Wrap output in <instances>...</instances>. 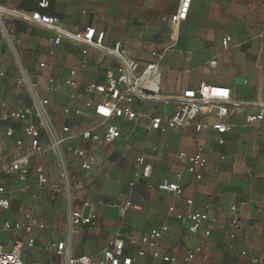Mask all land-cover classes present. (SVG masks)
<instances>
[{
  "label": "built area",
  "instance_id": "2783aa9c",
  "mask_svg": "<svg viewBox=\"0 0 264 264\" xmlns=\"http://www.w3.org/2000/svg\"><path fill=\"white\" fill-rule=\"evenodd\" d=\"M191 3L192 0H180L175 14L161 17V22L170 29L171 40L178 38L182 24L188 19ZM38 5L44 10L49 2L42 0ZM86 14L83 11L82 15ZM6 19L38 26L48 32L54 49L63 44L78 49L81 56L78 65L64 68L57 64L58 58L32 62L22 57L16 49L22 39L10 38ZM0 27L10 40L7 47L15 70L9 72L5 52L0 49V225L1 230L13 238L11 250L0 243V264H144L148 258L179 264L177 257L163 253V240L169 232L166 223L145 233L138 232L136 227L120 225L107 246L97 254H74L75 234L97 227L100 210L105 206L101 200L83 199L82 194L98 173L108 176L109 167L105 160L100 161L97 148L121 140L122 124L142 123L147 132L162 133L193 129L201 134L211 129L216 133L217 143L226 145V135L236 129L230 115L240 105L234 100L232 90L201 83L197 89L177 96H163L149 84L160 75L164 50L149 52V59L137 74L141 60L130 54L122 42L117 41L108 49L105 31L87 26L73 32L60 18L41 11L28 13L0 4ZM231 41V36H225L223 48L228 49ZM92 50L115 59L117 64L105 71L103 81L84 83L83 71L88 68L87 57ZM209 65L215 67L217 62L212 60ZM163 105L170 110L163 112ZM210 116H215L217 121L207 123ZM261 121H264V108L247 116L250 126ZM178 157L188 163L190 175L197 180L203 179L208 165L203 147H198L191 156L180 153ZM136 163L141 169L136 176L146 179L152 175V163L144 155H140ZM261 167L264 190V160ZM133 186L134 182L129 184L130 188ZM22 190H29L35 202L50 200L55 206L57 202L63 205L67 224L64 238L42 240L52 229L50 218L33 210L14 208L15 194ZM159 190L175 197L184 194L181 184L167 180L159 185ZM75 202L82 205L75 207ZM130 211H142V206L132 200L131 193L120 208L121 217L124 219ZM168 211L191 237L203 230L208 240L218 224V218L211 215L210 205H206L205 210H197L191 199L186 200V207L170 206ZM226 214L230 219L226 237L233 247L238 239L247 238L242 208L231 206ZM40 242H44L42 252L47 257L26 261L25 249H33ZM183 255L182 264H204L211 260L207 241L184 248ZM241 255L247 257L248 253L244 250ZM258 261L252 259L253 264Z\"/></svg>",
  "mask_w": 264,
  "mask_h": 264
},
{
  "label": "crops",
  "instance_id": "0c3cea01",
  "mask_svg": "<svg viewBox=\"0 0 264 264\" xmlns=\"http://www.w3.org/2000/svg\"><path fill=\"white\" fill-rule=\"evenodd\" d=\"M40 1L0 0V4L23 12L41 11L58 17L73 32L87 26L103 30L106 32V48H112L117 41L122 42L130 54L141 60L143 68L149 52L164 50L160 75L149 84L163 96H177L206 83L230 88L234 100L240 104L230 115L236 129L226 135L224 146L217 143L216 133L211 129L201 134L193 129L162 133L147 132L142 123L122 124L123 138L114 145H108L109 153L104 154L103 146L97 148L100 161L105 160L109 167V174L102 177L98 173L82 198L101 200L105 206L100 210L97 227L85 228L75 234L73 253L97 254L107 246V241L120 225L136 227L138 232L145 233L166 223L169 232L163 240V253L177 257L179 264L183 261L184 248H193L206 241L211 260L204 264H253L254 258L259 260L257 264H264L261 167L264 160V121L252 126L247 124V116L264 108V0H192L188 19L182 24L176 40L170 39V29L161 22V17L175 14L180 0H47L49 7L44 10L39 9ZM83 11L87 12L85 16ZM5 25L10 38L23 39L28 48L24 55L33 62L54 58L56 61L58 58L59 66L69 68L78 65L81 59L79 50L67 44L54 49L50 44L51 34L38 26L13 19H6ZM225 36L232 38L228 49L222 46ZM0 49L5 52L9 72L13 73L6 34L1 27ZM87 60L88 68L83 71L84 83L103 81L105 71L117 64L115 59L94 50L90 51ZM212 60L217 62L215 67L209 65ZM161 110L168 112L170 107L163 105ZM216 121L215 116L206 119L209 124ZM125 143L130 150L137 148L134 155L117 152ZM131 144L136 148L130 147ZM198 147L205 149L208 159L202 180L190 175L188 163L178 157L180 153L191 156ZM140 155H144L153 166L152 175L146 179L136 176L141 172L136 163ZM165 180L181 184L183 196L175 197L160 191L159 185ZM132 182L134 186L130 188ZM130 193L132 200L142 206V211H130L123 219L120 208ZM188 199L194 201V209L197 210H205L206 205H210L211 215L218 218L210 239L204 238L203 230L195 237L189 236L169 215L170 206L186 207ZM81 205L77 203L78 207ZM234 205L242 208L247 238L238 239L230 247L226 237L230 219L226 210ZM84 213L87 215L88 210L85 209ZM51 228L42 236L44 242L65 237L66 228L61 231L52 225ZM0 232L7 233L11 240V234L2 231L1 225ZM4 238L0 243L11 250L12 243L4 241ZM43 243H38L33 249L26 248L25 260L42 259ZM92 244L97 245V249L88 253ZM244 250L247 257L241 255ZM144 264L171 263L148 258Z\"/></svg>",
  "mask_w": 264,
  "mask_h": 264
},
{
  "label": "rangeland",
  "instance_id": "374dc122",
  "mask_svg": "<svg viewBox=\"0 0 264 264\" xmlns=\"http://www.w3.org/2000/svg\"><path fill=\"white\" fill-rule=\"evenodd\" d=\"M6 39L8 42L10 41L9 38L7 37V35H6ZM26 47H27V45L24 43H21L20 45H16V49H17L18 53L24 58H28V57H25L28 55H24V53H28V48H26ZM11 62L13 64L12 59H11ZM13 68H14V64H13ZM142 68H143V66L140 64L136 70V73L139 74L141 72ZM130 147H135V146L133 144H131ZM136 150H137V148H136ZM136 150H133V149L130 150V148L127 147V143H125L124 145H122L121 147L118 148L117 152L128 153L132 156V155H134ZM102 151L104 152V154L109 153L108 145H106V146L103 145ZM112 154H114V152H112ZM15 196L16 197L13 199L14 208H20L21 207V208H23V210H27V209L33 210L37 214L47 215L50 218V224L52 226H54V228L56 230H58V231L65 230V228L67 226V224H66V213H65V210L63 209V205L61 203L57 202L56 206H55L54 203H52V201H50V200H48L47 202H44L43 200L35 202L32 199L31 192L29 190L19 191L15 194ZM74 206L75 207L77 206V202L74 203ZM60 218H62V219H60ZM3 238H4V241H8V243H10V244L13 241L12 240L13 238H11V240L9 239L7 233L0 232V240H2ZM88 249H90L88 251V253L94 252L97 249V245L95 246V244H92ZM44 257H46V256L43 253L42 259Z\"/></svg>",
  "mask_w": 264,
  "mask_h": 264
},
{
  "label": "trees",
  "instance_id": "16d2710c",
  "mask_svg": "<svg viewBox=\"0 0 264 264\" xmlns=\"http://www.w3.org/2000/svg\"><path fill=\"white\" fill-rule=\"evenodd\" d=\"M22 43H23V39H22ZM9 91H11V88H9Z\"/></svg>",
  "mask_w": 264,
  "mask_h": 264
}]
</instances>
